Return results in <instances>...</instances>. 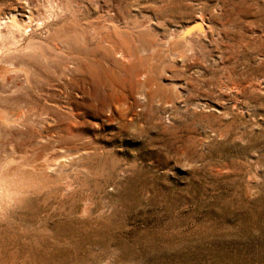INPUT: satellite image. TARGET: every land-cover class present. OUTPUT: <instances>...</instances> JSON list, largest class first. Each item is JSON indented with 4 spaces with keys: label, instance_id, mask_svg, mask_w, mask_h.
Instances as JSON below:
<instances>
[{
    "label": "rangeland",
    "instance_id": "rangeland-1",
    "mask_svg": "<svg viewBox=\"0 0 264 264\" xmlns=\"http://www.w3.org/2000/svg\"><path fill=\"white\" fill-rule=\"evenodd\" d=\"M13 16L50 60L5 102L39 123L0 264H264V0H0Z\"/></svg>",
    "mask_w": 264,
    "mask_h": 264
},
{
    "label": "bare ground",
    "instance_id": "bare-ground-1",
    "mask_svg": "<svg viewBox=\"0 0 264 264\" xmlns=\"http://www.w3.org/2000/svg\"><path fill=\"white\" fill-rule=\"evenodd\" d=\"M53 5V3H52ZM56 7V6H55ZM49 9V8H48ZM57 11V10H56ZM52 15V14H51ZM17 17V16H16ZM13 17H8L5 19L0 20V81L2 87L9 88L8 90L11 92L8 93H0V212L7 208V206H11V203L13 205V202H15L18 199H21L23 196H25L28 192H30L33 187H35V182L33 184L32 178L30 177L33 172L31 171V168H27L26 163H24L25 160L20 164L17 160V158L14 159V153H18L17 148H20V143L18 137H24L22 136V133L26 134L27 130L34 131V127H36V121L35 119H31L30 117L23 116V112L17 110L15 113H10L12 109L11 106H8L5 102L6 101H13V103H16L17 96L15 97V94L17 92H21L20 89H22V86L18 83L20 82V78H22V75L25 74V81L26 85L32 86V77L35 75V71H40V68L36 65V59L42 60L45 62H48L49 55L44 50V45H40L38 41L36 42L35 39H32L33 34L29 32V28L27 29L26 25L23 23L21 19ZM202 25L204 26L203 30L198 29L195 27L193 31L181 34L180 37L184 39H188L193 33H204L206 31V22L204 20H200ZM41 22V21H40ZM39 22V23H40ZM29 23V21H28ZM38 23V22H37ZM53 23V22H52ZM50 24V23H49ZM42 30V29H41ZM49 36V35H47ZM179 37V38H180ZM39 38V37H38ZM192 38V37H191ZM41 39V38H40ZM35 40V41H34ZM44 40V39H43ZM190 40V39H188ZM46 41V40H45ZM52 42V41H51ZM186 44H189L190 41H185ZM44 43V42H43ZM45 44V43H44ZM192 44V43H191ZM54 45V44H53ZM51 47V46H50ZM49 48V47H48ZM45 49H47L45 47ZM54 49V48H53ZM50 50V49H47ZM55 53V52H54ZM51 55V54H50ZM27 57V58H26ZM38 57V58H37ZM41 58V59H40ZM19 60V61H15ZM27 59V60H24ZM49 59V60H48ZM55 59V58H54ZM35 60V61H34ZM38 62V61H37ZM74 63V62H73ZM51 64V63H50ZM50 67V66H49ZM37 69V70H36ZM79 69V68H78ZM32 71V72H31ZM23 73V74H22ZM31 74H34L31 76ZM62 74V73H61ZM65 74V73H64ZM21 75V77H19ZM38 75V74H37ZM24 76V75H23ZM55 76V75H54ZM53 76V77H54ZM65 76V75H64ZM61 77V76H60ZM63 78V77H62ZM67 78V77H66ZM61 79V78H60ZM19 80V81H17ZM48 80H50L48 78ZM52 81V80H51ZM14 83V84H9ZM23 83V82H22ZM58 83V82H56ZM62 83V82H61ZM60 83V84H61ZM44 84V83H43ZM54 84V83H53ZM25 85V87H26ZM40 85V84H39ZM43 86V85H42ZM24 87V86H23ZM24 87V88H25ZM67 88V86H66ZM5 89V88H4ZM63 90V89H62ZM1 91V90H0ZM3 91V90H2ZM26 91V90H25ZM30 92V90H29ZM42 93V92H41ZM49 93V92H48ZM22 94V92H21ZM23 95V94H22ZM21 95V96H22ZM27 95V94H26ZM38 95V94H37ZM28 96V95H27ZM39 97V96H38ZM66 97V95H65ZM51 98V97H50ZM16 99V100H15ZM20 100V98H19ZM3 101V103H2ZM15 101V102H14ZM22 101V100H21ZM37 102V101H35ZM48 102V101H47ZM53 102V101H52ZM12 103V104H13ZM58 103V102H56ZM11 104V103H10ZM41 104V103H40ZM59 104V103H58ZM50 105H52L50 103ZM22 106V105H21ZM24 106V105H23ZM68 106V105H67ZM18 107V106H17ZM58 107V106H57ZM14 108L15 104H14ZM13 108V109H14ZM19 108V107H18ZM27 108V107H26ZM48 109V108H47ZM65 109V108H64ZM10 110V111H9ZM16 110V109H15ZM35 111V110H34ZM33 111V112H34ZM35 113V112H34ZM33 114V113H32ZM31 114V115H32ZM68 114V113H67ZM37 116V115H36ZM46 116V115H45ZM48 116V115H47ZM42 117V116H41ZM44 118V117H42ZM46 119V117H45ZM43 120V119H42ZM49 120V119H48ZM38 121V120H37ZM44 121V120H43ZM48 122V121H47ZM51 122V121H49ZM22 123V124H21ZM39 123V122H38ZM37 123V124H38ZM42 123V121L40 122ZM46 123V121H44ZM26 124V125H25ZM47 124V123H46ZM56 124V123H55ZM24 126L26 128V131L22 132L21 126ZM38 126V125H37ZM44 126V124H43ZM39 127H42L39 125ZM45 127V126H44ZM43 127V128H44ZM30 128V129H27ZM38 128V127H37ZM48 128V127H47ZM41 129V128H39ZM37 131H40V130ZM43 130V129H42ZM29 132V131H28ZM30 132V133H31ZM42 132V131H41ZM55 133V132H54ZM42 135V134H41ZM40 135V136H41ZM53 135V134H52ZM44 136V135H43ZM43 136H41L43 138ZM2 137H8L11 138L12 146H10V149L5 146L3 142H1ZM38 138V137H37ZM41 138V139H42ZM50 138V136L48 137ZM25 139V138H24ZM36 139V138H35ZM44 139V138H43ZM53 139V138H52ZM55 139V138H54ZM7 140V141H9ZM40 140V139H39ZM46 137L45 140L46 141ZM62 140V139H61ZM6 141V142H7ZM26 141V140H25ZM41 140V142L43 143ZM10 142V143H11ZM40 142V141H39ZM38 142V143H39ZM40 142V144H41ZM49 142H51L49 140ZM23 143V142H22ZM46 143V142H44ZM66 143V142H65ZM20 144V145H19ZM64 144V143H63ZM42 145V144H41ZM34 146V145H33ZM53 146V145H52ZM68 147V146H66ZM24 148V147H23ZM38 148V147H37ZM50 148V147H49ZM36 149V148H35ZM57 149H55L56 151ZM65 150V149H64ZM71 150V149H70ZM22 151V150H21ZM40 151V150H39ZM48 151V150H47ZM67 151V150H66ZM4 152V153H3ZM62 152V151H61ZM4 155H3V154ZM47 153V152H46ZM60 153V151H59ZM64 153V152H63ZM13 154V155H12ZM23 154V153H22ZM56 154V153H55ZM61 154V153H60ZM67 154V153H66ZM16 155V154H15ZM64 156V154H62ZM61 155V156H62ZM16 156H20L19 154ZM48 156V155H47ZM70 156V155H69ZM74 156V155H73ZM22 157V156H21ZM24 158L26 157L23 156ZM36 157V156H35ZM51 157V156H50ZM66 157V156H65ZM78 157V156H77ZM28 158V157H27ZM55 159V157H53ZM48 160V157L46 158ZM51 158H49L48 161H50ZM57 159V158H56ZM63 159V158H62ZM38 160V159H37ZM59 160V159H58ZM69 160V159H68ZM44 161V160H43ZM57 161V160H51L50 162ZM64 161V159H63ZM79 161V160H77ZM17 163L15 167H10L12 163ZM31 163V162H30ZM38 163V162H37ZM49 163V162H48ZM47 164V167L51 166L49 163ZM61 163V162H60ZM59 163V166H60ZM63 163V162H62ZM65 163V162H64ZM29 164V163H28ZM36 164V163H35ZM34 164V165H35ZM41 164V163H39ZM53 164V163H52ZM56 164V163H55ZM37 165V164H36ZM45 165V163H43ZM42 165L41 168H45ZM58 165V164H57ZM52 167V166H51ZM50 167V168H51ZM53 168V167H52ZM30 169V170H29ZM38 169V168H37ZM44 169V170H45ZM48 169V168H47ZM65 169V168H64ZM41 170V169H40ZM46 171V170H45ZM52 171V170H51ZM35 173V172H34ZM51 176V175H50ZM35 177V176H33ZM36 178V177H35ZM38 180V179H37ZM68 182V181H67ZM37 183V182H36ZM64 183V182H63ZM32 191V190H31ZM27 197V195H26ZM25 198V197H24ZM17 203V202H16ZM15 205V204H14ZM10 208V207H9Z\"/></svg>",
    "mask_w": 264,
    "mask_h": 264
},
{
    "label": "water",
    "instance_id": "water-1",
    "mask_svg": "<svg viewBox=\"0 0 264 264\" xmlns=\"http://www.w3.org/2000/svg\"><path fill=\"white\" fill-rule=\"evenodd\" d=\"M197 27L200 30L204 29V26L202 25L201 21L199 19H196L194 21H191L190 23L186 24L184 30H183V34L189 33L191 31H193V29Z\"/></svg>",
    "mask_w": 264,
    "mask_h": 264
}]
</instances>
